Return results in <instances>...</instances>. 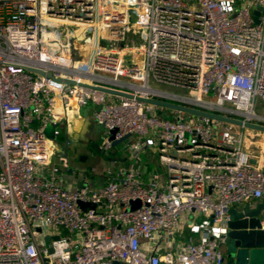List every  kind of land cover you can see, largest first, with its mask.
Here are the masks:
<instances>
[{
    "label": "built area",
    "instance_id": "obj_1",
    "mask_svg": "<svg viewBox=\"0 0 264 264\" xmlns=\"http://www.w3.org/2000/svg\"><path fill=\"white\" fill-rule=\"evenodd\" d=\"M194 1L0 0V264H225L230 209L264 200V167L241 149V134L204 117L159 119L151 104L79 86L264 125L255 113L256 97L264 107V0ZM132 31L142 36L137 47L127 43ZM83 32L89 57L72 61L70 44ZM130 48L141 49L140 65L122 57ZM88 103L109 135L99 151L133 136L131 163L107 169L98 189L85 180L67 191L58 177L67 160L58 155L50 167L55 146L44 131L51 125L58 137L62 121ZM152 149L150 171L141 155ZM130 201L139 207L129 210ZM183 213L201 216L184 219L196 241L173 238ZM42 223L66 236L41 247Z\"/></svg>",
    "mask_w": 264,
    "mask_h": 264
},
{
    "label": "rangeland",
    "instance_id": "obj_2",
    "mask_svg": "<svg viewBox=\"0 0 264 264\" xmlns=\"http://www.w3.org/2000/svg\"><path fill=\"white\" fill-rule=\"evenodd\" d=\"M185 2L189 5H194L195 1L185 0ZM68 29L72 31L73 35H75V33L77 32V30L74 28ZM60 32L61 34H63L64 29H61ZM128 38L129 39L127 43L129 44V47L132 46V42H134V46L137 47L143 41L141 34H138L134 31L129 33ZM90 39L91 34L89 32H83L82 38L78 43L70 44L69 57L72 61H85L86 59H88L90 54L88 43ZM124 45V43H116L114 44V48L119 49ZM106 47H109V44H107ZM150 84L153 88L164 92L193 97V94L188 90L161 85L155 82H151ZM105 99L106 103L120 102L119 99L110 96H106ZM89 104L90 103H88L87 105ZM255 113L257 115L264 116V107L260 97L255 98ZM154 115L159 119L169 121L177 118H187V120L189 121L195 120V117L192 115L177 113L173 110L162 107H155ZM225 126L226 125L224 124L223 127ZM82 127V129L80 127L79 131H77V137H74L73 135L68 133L67 123L65 121H62V123L58 127L60 136L56 138L53 136V138H51V140L57 145H60L61 143H64L65 145L62 148H60V146L56 149L55 153L52 156V164L50 167H52L56 163L57 156L60 155L67 160L68 168L64 171H60L58 177H63L65 178V180L69 179V177L71 176L75 178V181H72V183L69 181L66 188L63 187L65 190H71L73 186L75 187V190L84 187L85 180H88V183L92 189H98L106 181L107 169L115 168V162L124 164L126 166L130 165V153L126 149V147L129 146L134 140L133 136H129L127 139L119 142L117 145L112 146L111 149L105 151L104 154H102V151L97 150L95 148V145L99 144L102 139L108 138L109 135L105 133L102 128L98 126L93 120L92 122L87 121V123H84ZM231 129L238 135L241 134V149L243 151H250L252 149H255V146L249 144V142L259 139L261 140V137H259L260 132L258 131L249 130L247 128L239 126H232ZM51 131L50 133H52ZM46 132H49V130H46ZM256 135H258V137H256ZM262 135H264V133H262ZM68 144H71L72 146L70 147ZM261 146L264 149L263 143H261ZM157 155V149H152L151 151L143 153L141 155L142 162L148 163L150 171L153 170L155 163H157ZM44 175H48V173L44 172ZM247 204H249L251 208H254L258 204L264 205V200H251L237 205L236 208L241 209ZM261 215L264 218V211H262ZM186 217H189V219L196 218L197 222H199L201 219L200 215H196L193 213H183L182 221L178 225V231L174 233L173 237L176 242L186 243L190 241L191 235L187 231L186 221L184 220ZM42 227L43 231L42 233H40L41 235H36L37 238L41 241V247H49L51 245L53 235L57 232H61L62 236H66L63 229L55 230L52 228H48L44 223H42ZM220 250L225 256L226 252L224 245L220 247Z\"/></svg>",
    "mask_w": 264,
    "mask_h": 264
},
{
    "label": "water",
    "instance_id": "obj_3",
    "mask_svg": "<svg viewBox=\"0 0 264 264\" xmlns=\"http://www.w3.org/2000/svg\"><path fill=\"white\" fill-rule=\"evenodd\" d=\"M254 15H258V11L254 12ZM131 22L135 21V17L132 16L130 19ZM258 23V20L255 19ZM32 71V69H28ZM48 77L50 75H47ZM63 83L69 85L74 84L69 80H62ZM79 86L97 90L109 95H113L120 98H135L138 101L151 104L155 107H162L166 109H170L179 113H183L186 115L198 116L208 118L210 120L231 125V126H239L244 127L249 130H255L258 132L264 133V125L263 124H255L249 123L239 118L223 116L216 113L205 112L185 106L176 105L173 103L144 98V97H133L129 92L113 89L104 86H96V85H88V84H79ZM264 123V119L261 121ZM49 130V132H46ZM51 125L45 128V135L48 138H53ZM52 132V131H51ZM115 131L111 132L114 134ZM128 138V135L124 136L119 141H113V146L117 145L119 142ZM113 139V137H111ZM95 148L99 150L98 145H95ZM104 154V152H102ZM83 160V159H82ZM80 207L88 206L91 209H94V205L79 203ZM130 209L135 210L139 207V201H130L129 202ZM262 211H264V205L258 204L256 207L251 208L249 204L245 205L241 209L231 208L229 214L231 216V221L229 222V232L227 236L224 238V246H225V264H264V218L261 215ZM54 239H58V237H54ZM48 252L51 253V249H48ZM113 264H118L114 262Z\"/></svg>",
    "mask_w": 264,
    "mask_h": 264
},
{
    "label": "crops",
    "instance_id": "obj_4",
    "mask_svg": "<svg viewBox=\"0 0 264 264\" xmlns=\"http://www.w3.org/2000/svg\"><path fill=\"white\" fill-rule=\"evenodd\" d=\"M93 111H94V106L92 104H89V105L83 106L78 112L70 114V116H69L70 123H69V125L67 124L68 133L73 135L74 137L75 136L77 137V135H78L77 131H79L80 127L82 129L83 128L82 125H84V123H87V121L92 122ZM256 137H258V135H256ZM259 137H261V140L259 139V140H254V141L249 142V144L255 146V149H252V150L247 151V152L251 153L254 157H256L254 159H259V164L264 167V149L261 146V143L264 144V135H262V132L259 133ZM53 144L55 146V151L60 146H61L60 148H62L65 145L64 143L57 145L55 142H53ZM68 145L70 147L72 146L71 144H68ZM127 147H126V149H127ZM129 162L131 163L130 157H129ZM121 166H126V165L115 162V167H121ZM61 178H62V182H63L62 187H65V188L68 186L69 181L71 183H72V181H75V178L72 176L66 180L63 177H61ZM74 190H75V187L73 186L71 188V190L68 189L67 191H74ZM177 231H178V228H177ZM190 240L196 241L197 237L194 235H191Z\"/></svg>",
    "mask_w": 264,
    "mask_h": 264
},
{
    "label": "bare ground",
    "instance_id": "obj_5",
    "mask_svg": "<svg viewBox=\"0 0 264 264\" xmlns=\"http://www.w3.org/2000/svg\"><path fill=\"white\" fill-rule=\"evenodd\" d=\"M122 57H124L128 61L137 62L138 65H140L142 60V51L139 48H130L125 49L123 53H121ZM247 117H250V114H245ZM53 145L50 146L51 149H53Z\"/></svg>",
    "mask_w": 264,
    "mask_h": 264
}]
</instances>
